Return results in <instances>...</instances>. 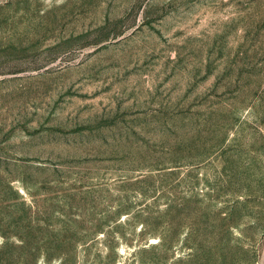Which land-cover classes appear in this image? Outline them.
<instances>
[{
	"label": "rangeland",
	"instance_id": "374dc122",
	"mask_svg": "<svg viewBox=\"0 0 264 264\" xmlns=\"http://www.w3.org/2000/svg\"><path fill=\"white\" fill-rule=\"evenodd\" d=\"M0 264H264V0H0Z\"/></svg>",
	"mask_w": 264,
	"mask_h": 264
}]
</instances>
